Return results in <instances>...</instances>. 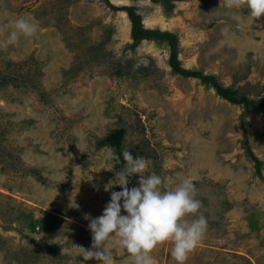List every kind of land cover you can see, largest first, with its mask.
Masks as SVG:
<instances>
[{
  "label": "rangeland",
  "instance_id": "1",
  "mask_svg": "<svg viewBox=\"0 0 264 264\" xmlns=\"http://www.w3.org/2000/svg\"><path fill=\"white\" fill-rule=\"evenodd\" d=\"M129 9L177 34L183 66L264 100V12L252 17L245 3L0 0V40L18 16L39 25L0 48V264H98L81 254L93 247L85 213L101 215L122 187L123 165L108 155L117 144L162 187L196 184L207 227L184 264H264V163L259 174L245 144L246 134L264 162V109L175 72L168 42L133 39ZM109 247L111 264H131L126 249ZM171 247L153 249L155 264H178Z\"/></svg>",
  "mask_w": 264,
  "mask_h": 264
},
{
  "label": "clouds",
  "instance_id": "2",
  "mask_svg": "<svg viewBox=\"0 0 264 264\" xmlns=\"http://www.w3.org/2000/svg\"><path fill=\"white\" fill-rule=\"evenodd\" d=\"M223 3L229 9L245 3L252 17L264 12V0H223ZM9 23L12 29L0 40V48L39 30L38 23L30 15L18 16ZM108 155L116 162L120 161V154L114 149H109ZM122 156L124 165L115 171L114 179L121 189L110 192V200L101 215L92 217L85 213L93 247L80 246L82 256L85 260L95 257L98 264H111L109 242H114L127 250L131 264H155L151 254L153 249L161 242L171 241L172 257L178 264H184L207 227V215L195 195L196 184L185 178L166 189L162 187L164 181L159 174L147 172L148 164L143 157L134 156L127 148L122 149ZM137 173L140 174L138 184L129 187V175ZM111 187L105 185L106 190ZM188 214H196L190 222L185 219Z\"/></svg>",
  "mask_w": 264,
  "mask_h": 264
},
{
  "label": "trees",
  "instance_id": "3",
  "mask_svg": "<svg viewBox=\"0 0 264 264\" xmlns=\"http://www.w3.org/2000/svg\"><path fill=\"white\" fill-rule=\"evenodd\" d=\"M129 16L132 20V27H131V35L135 41H139L144 38H153L159 41H166L170 45V56H169V63L172 69L175 72L181 73L186 76H194L199 77L204 82H207L214 86L218 93L228 100L234 103L243 104L246 109H264V100L251 98L244 94H239V90L237 88L231 86H224L221 84L217 77L214 74L204 73L200 69H190L182 65L181 59L179 58L178 52V36L175 32L170 30H161L159 28H152L147 27L143 24L142 18L139 13L134 11L133 9H129ZM120 137L117 136V133H109L106 141L110 142L111 144L115 145L119 143ZM245 144L247 147V152L249 155L254 159L256 170L259 174H261V169L263 165V161L255 155L248 136L245 134ZM116 152L120 154V161L117 162L119 165H124V160L122 156V148L116 145ZM134 156H137V153L134 149H129Z\"/></svg>",
  "mask_w": 264,
  "mask_h": 264
}]
</instances>
